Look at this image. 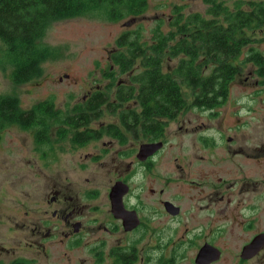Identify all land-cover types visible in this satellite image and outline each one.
Returning a JSON list of instances; mask_svg holds the SVG:
<instances>
[{
	"label": "flooded vegetation",
	"instance_id": "obj_1",
	"mask_svg": "<svg viewBox=\"0 0 264 264\" xmlns=\"http://www.w3.org/2000/svg\"><path fill=\"white\" fill-rule=\"evenodd\" d=\"M108 61L111 65L103 73L108 84L87 91L79 102L69 105L67 102L65 109L60 110L58 123L47 118L48 123L42 126L46 137L39 144H36V131L33 134L35 148H43L44 158L55 146L62 147L64 141L76 150L96 148L95 152L84 153L82 163L99 164L107 170L111 166L107 185L102 186L94 179L88 191L76 194L53 184L48 189L47 204L51 208L31 225V236L22 238L21 246L0 242V264H39L41 260L53 264L46 260L53 253L62 264H259L258 260L264 259V243L252 253L253 241L264 233V227L259 229L256 212L258 193L251 195L247 203L238 197L234 206L229 204L235 197L222 200L224 195L233 196L230 186L237 185V193H242L249 191L252 182L240 179L227 185L223 176L208 180L210 168L192 170V161L203 159L204 155L190 157V148L213 152L219 141L202 131L198 133L199 139L191 144L189 141L186 149L180 143L175 146L181 147L180 153L188 154L164 155L172 148L174 139H168V127L173 123L182 129V124H190V107L173 108L170 115L162 112L149 115L138 106L135 98L138 92L134 91L125 97L124 107L114 109L116 123L94 125L91 117L85 124L72 123L77 108L89 98L102 94L116 102L119 85H130L134 70L123 72L126 79L115 81L121 71L110 60V53ZM249 78L253 81H243L242 85L253 87L254 95L264 94V86L257 89L259 79L264 80V66L261 71H249L244 80ZM259 98L264 102V96ZM226 101L227 98L221 105ZM217 108L198 110L216 116ZM237 113L239 109L234 112L238 122L241 116ZM184 115L189 119L183 118ZM3 126L0 124V128ZM241 129L243 124L238 122L235 133ZM224 142L229 146L235 144L230 154L254 158L255 153H246L242 140L235 136L226 134L225 140H221ZM255 142L249 144L252 150L258 151L257 155L264 152V142ZM109 149L114 150V155L109 164H104L103 157L108 159ZM81 167L85 169L84 165ZM255 191L258 192L256 188ZM80 196L94 202L83 203Z\"/></svg>",
	"mask_w": 264,
	"mask_h": 264
},
{
	"label": "rangeland",
	"instance_id": "obj_2",
	"mask_svg": "<svg viewBox=\"0 0 264 264\" xmlns=\"http://www.w3.org/2000/svg\"><path fill=\"white\" fill-rule=\"evenodd\" d=\"M219 1H224L231 7L235 0ZM174 5H181L185 13L204 14L208 7L203 0H148L146 12L134 19L109 21L99 15L88 14L53 22L41 40L44 44L58 49L56 57L42 64L43 71L40 77L19 85L11 82L9 68L0 69V95L14 94L25 110L44 100H50L56 109L64 110L67 102L68 105L75 101L79 102L87 91L96 86L103 88L108 84L103 73L111 65L108 61L109 53L115 48V40L122 32L134 30L138 25H142L148 34L158 20L166 22L169 19ZM252 35L258 40L251 45L264 54V28L255 30ZM2 47L3 43L0 42V51ZM248 48L249 46L245 47L242 59L244 54H247ZM176 62V59L165 60L164 64L166 68H170ZM254 69L257 72L251 62L242 64L241 71L229 85L227 101L216 109V116H209L192 107L190 124L186 122L182 124V129H179L172 123L167 129L168 139L171 141L174 137L173 143L171 142L172 148L169 147L164 155H172L176 152L180 155L188 154L186 151L180 153L181 147L175 146L180 143L186 149L189 141L191 144L192 141L199 139L198 133L202 131L212 135L219 141L213 152L197 147L193 150L190 148V157L204 155L203 159L196 161L191 159L192 170L199 167V170L205 171L210 168L211 174L206 176L207 179L215 181L217 176H223L227 185L232 184L233 180L251 181L252 186L249 187V191L245 190L242 193H237V185L230 186L228 189L233 196L224 195L222 200L235 197L229 204L234 206L238 203V197L247 203L251 195L258 193L256 212L261 229L264 227V152L259 151L257 155L258 151L252 150L249 144H253L254 141L264 142V102L259 98L264 94L254 95L256 90L253 91V87L242 85L243 81H253V78L246 80L244 78ZM117 76L115 81L126 79V74L120 73ZM262 82L264 83V80L260 78L257 89L264 86ZM256 96L258 97L254 98ZM111 106L113 99L109 97L101 106L103 108L98 115H90L91 122L94 125L116 123L117 118ZM237 109L239 113L236 115L241 116L238 122L243 124V129L235 133V125L238 122L234 112ZM183 118L189 119L185 115ZM34 132L33 128L23 129L15 124L0 128V242L6 245L21 246L22 238L31 236V225L36 224L39 218L46 215H43V212L51 208L47 201L48 189L53 184L61 186L66 192L77 194V191H88L94 179L102 186L107 185V180L111 176L108 171L111 169L109 165L107 170V167L103 168L99 164L82 163L85 152L96 151L93 147L76 150L64 141L62 147L55 146L44 158L41 152L43 148L41 146L35 148ZM225 133L242 140L241 146L244 151L250 155H252L250 151H253L254 158L247 159L244 154H230L235 144L230 147L225 142L221 143V140H225ZM113 151L109 149L107 152L108 159L103 157L104 164H109L110 158L114 155ZM81 165H84L85 169ZM255 177H258V184L254 181ZM102 197L99 202L103 201ZM80 198L83 203L94 202L92 198L85 199L81 196ZM230 246L233 248L232 244ZM55 255L56 253H53L46 260L53 264H62L59 260H55ZM258 263L264 264V259H259ZM39 264L46 262L41 260Z\"/></svg>",
	"mask_w": 264,
	"mask_h": 264
},
{
	"label": "trees",
	"instance_id": "obj_3",
	"mask_svg": "<svg viewBox=\"0 0 264 264\" xmlns=\"http://www.w3.org/2000/svg\"><path fill=\"white\" fill-rule=\"evenodd\" d=\"M203 1L208 5L204 14L185 13L181 5H174L169 19L158 20L148 34L138 25L116 38L110 60L120 73L134 71L129 86L119 85L113 111L134 91L138 92V106L149 115H170L173 108H217L227 98L229 85L243 63L263 69L264 54L251 44L258 40L252 33L264 28V1L235 0L231 7L224 1ZM147 8L148 0H0V69L9 68L13 84L40 77L42 64L58 54L57 48L41 40L55 21L88 14L109 21L134 19ZM246 46L249 48L242 59ZM174 59L176 64L166 68L164 61ZM107 99L98 94L78 105L72 123L89 122L90 115H98ZM49 117L52 123L61 118L50 100L25 110L14 94L0 95V124L35 128L36 144L46 137L42 126Z\"/></svg>",
	"mask_w": 264,
	"mask_h": 264
},
{
	"label": "water",
	"instance_id": "obj_4",
	"mask_svg": "<svg viewBox=\"0 0 264 264\" xmlns=\"http://www.w3.org/2000/svg\"><path fill=\"white\" fill-rule=\"evenodd\" d=\"M264 243V233L258 235L255 240L253 241L252 245H253V249H252V253H254L258 248H260V246Z\"/></svg>",
	"mask_w": 264,
	"mask_h": 264
}]
</instances>
